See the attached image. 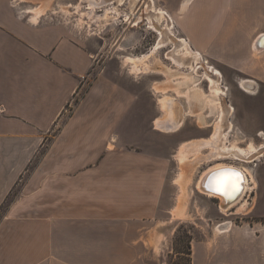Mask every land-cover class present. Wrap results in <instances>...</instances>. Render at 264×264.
Instances as JSON below:
<instances>
[{"label":"crops","instance_id":"1","mask_svg":"<svg viewBox=\"0 0 264 264\" xmlns=\"http://www.w3.org/2000/svg\"><path fill=\"white\" fill-rule=\"evenodd\" d=\"M45 9L0 0V206L40 153L36 191L26 182L0 218V264H149L150 228L168 219L159 214L171 159L123 144L142 133L136 92ZM183 31L190 49L241 75L244 92H261L264 0H191ZM224 223L192 241L191 264H264L255 233Z\"/></svg>","mask_w":264,"mask_h":264},{"label":"rangeland","instance_id":"2","mask_svg":"<svg viewBox=\"0 0 264 264\" xmlns=\"http://www.w3.org/2000/svg\"><path fill=\"white\" fill-rule=\"evenodd\" d=\"M104 1L92 11L87 8L86 0H41V3L46 7L45 12L49 20L63 22L84 41L92 43L99 65L113 80L136 92V102L141 105V109L135 113L143 122L142 133L130 132L128 140L123 141V144L126 143L129 149L169 156L171 159L165 177L163 208L159 214V217L168 219H161L156 222L157 225L150 228L155 235L156 245L155 249H145V261L149 264H189L190 259L186 254L188 243L192 249L193 240L199 241L215 235L219 230L217 227L223 222L225 223L222 226L228 225L227 229L240 228L255 233L251 238L256 239V244L263 247L264 155L254 161L229 156L210 159V148L204 147L198 152L196 146L184 145L188 140L199 141L211 137L214 125L219 119V100H215L209 93L208 81L203 77L205 69L200 65L193 74L194 82L184 77L183 73H188L189 68H180L169 58L172 48H175L172 42L174 40L162 41L158 45L159 29L156 30L147 15L157 9L166 10L168 13L160 17L159 24L164 26L169 23L170 34L175 32V36L184 38L188 44L183 31L185 9L181 10L182 3L187 0ZM30 4L34 6L36 2ZM77 4H80L79 7ZM106 8H109L108 13L103 17ZM126 11L130 13L126 16L128 20H125L124 16ZM145 54L148 56L138 62L137 67L126 59L129 56L141 57ZM201 58L221 72L220 86L225 91L221 96V103L226 113L222 121L224 144L237 145L248 150L250 143H264V86L256 83L257 90L261 92L246 93L240 88V81L244 78L236 71L205 57ZM89 82L90 80L87 81ZM85 86L81 87L67 105L63 117L72 114L86 89ZM165 96L173 99L174 120L179 124L177 129L170 131L158 129L154 124L156 118L165 117V111L161 108V99ZM229 105L233 107L230 113L227 112ZM229 122L233 124L230 129L227 125ZM49 142L50 139L46 144ZM183 154L185 157L182 161ZM39 158L40 153L29 165L27 173L11 190L5 203L0 206V218L10 202L22 193L26 182L29 184V191H36L34 187H38L39 174L37 171L33 176L32 171L38 167ZM218 163L245 167L250 170L256 181L255 187L247 192L243 203L224 209L227 211L219 207L217 197L205 195L196 188V182L202 172Z\"/></svg>","mask_w":264,"mask_h":264},{"label":"bare ground","instance_id":"3","mask_svg":"<svg viewBox=\"0 0 264 264\" xmlns=\"http://www.w3.org/2000/svg\"><path fill=\"white\" fill-rule=\"evenodd\" d=\"M102 1L105 2L104 0H86V3L88 4L87 8L92 11L95 9L96 6H98L99 4H102ZM188 3H189L188 0L182 3L181 5L182 11L187 7ZM79 5L80 4H77V7H79ZM108 9L106 8V12L103 15V17L106 15V13H108L107 12ZM150 12L147 15L148 20L150 18L152 25L154 24L153 26L156 28V30L159 29L158 30L159 31L158 32L159 33L158 45L162 41H166L169 39L174 40L172 42L175 44L174 46L175 48H172V52L169 54V58L174 63H176L180 68H189V72L183 73V75L184 77H186V79L192 82L195 81L194 80L195 75L193 74H195V71L198 65L203 67V69H205L203 73V77H205V79H207L208 81L209 93L213 96L215 100H219L218 101L219 107H220V112L218 115L219 119L214 125V131L211 137L209 136L208 138H205L199 141L190 140L188 142H185L184 145L187 147L188 145H194L196 146L198 152L200 149L202 150L204 147L210 148L211 153L209 152L210 156L208 157L210 159H217L219 157L228 156L229 154H231L232 156H235L236 159L238 158V159H242L246 161L258 160L259 157L264 155V143H261L260 145H254L250 143V148L248 150H245V149L240 148V146H237V145L229 146V145L224 144L223 142L224 141L223 135L225 132H223L224 130L222 126L223 124L222 121L224 120L226 113L224 112L222 108L223 106L221 103V100H222L221 96L225 94L224 88L220 86V81H221L220 73L221 72L217 68L212 67V65L205 63V61L200 57L198 52L190 49V47L188 46L184 38L175 36L174 35L175 32L173 34H170V24L169 23L164 26L159 24L160 17H163V14L166 13V10L157 9L156 11H150ZM128 15H130V13L126 11L124 15L125 20H128V18H126V16ZM152 19L155 20L156 22L153 23L154 21ZM147 56L148 54H145L141 57H136V56L130 57L129 56L126 59L128 60V62L134 64V66L137 67L138 62H142V60H144ZM166 76H169V75H166ZM241 84L246 89V91L251 92L250 86L246 82H242ZM195 88L194 90H196ZM172 103H173V99L169 96H165L161 99V108L165 111V117L159 118L155 121L157 128L163 129L165 131L167 130L170 131V130L178 128L179 124L176 122L177 120L176 121L174 120L175 112L173 111ZM232 109H233L232 106L229 105V107L227 108V112L230 113ZM227 125L229 129L233 127V124L231 122H229ZM184 157L185 156L183 154L181 158L182 161ZM233 173H239L240 177H242L238 185L239 190L237 191H232L230 187L231 182L235 179V177L232 175ZM250 173H251L250 170L245 167H241V166L234 165V164L226 165V164L218 163L215 166L209 167L202 172V174L200 175V177L198 178L196 182V188L199 189V191L205 195L217 197L219 199V207L223 209V211H227L224 209H230L232 207H235L243 203L242 201H244L243 199L247 195V192L255 187L256 181L254 180V178L251 176Z\"/></svg>","mask_w":264,"mask_h":264},{"label":"snow or ice","instance_id":"4","mask_svg":"<svg viewBox=\"0 0 264 264\" xmlns=\"http://www.w3.org/2000/svg\"><path fill=\"white\" fill-rule=\"evenodd\" d=\"M232 175L235 177V179L231 182L230 187L232 191H237L239 190L238 185L242 177H240L239 173H233Z\"/></svg>","mask_w":264,"mask_h":264},{"label":"trees","instance_id":"5","mask_svg":"<svg viewBox=\"0 0 264 264\" xmlns=\"http://www.w3.org/2000/svg\"><path fill=\"white\" fill-rule=\"evenodd\" d=\"M179 253H181V252H179ZM186 254L188 255V257L190 259V254H191L190 243H188V251L186 252ZM189 264H190V260H189Z\"/></svg>","mask_w":264,"mask_h":264},{"label":"flooded vegetation","instance_id":"6","mask_svg":"<svg viewBox=\"0 0 264 264\" xmlns=\"http://www.w3.org/2000/svg\"><path fill=\"white\" fill-rule=\"evenodd\" d=\"M228 156H229V157H233V158H236L235 156H232L231 154H229ZM228 156H226V157H228ZM220 158H221V157H220Z\"/></svg>","mask_w":264,"mask_h":264}]
</instances>
